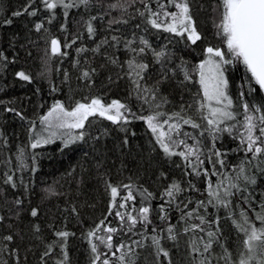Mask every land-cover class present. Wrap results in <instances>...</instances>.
I'll return each instance as SVG.
<instances>
[{"label":"trees","instance_id":"obj_1","mask_svg":"<svg viewBox=\"0 0 264 264\" xmlns=\"http://www.w3.org/2000/svg\"><path fill=\"white\" fill-rule=\"evenodd\" d=\"M194 1L198 7L194 9V13L204 18L207 23L212 22L214 29V20L218 18H214L213 7L217 0ZM28 2L29 0H0V264H57V261L64 259L58 246L63 241H57L54 235L57 231L70 233L65 246L67 264H91L92 253L87 232L105 217L106 224L111 222L109 226L117 227L120 222L114 215L115 211H128L136 215L141 202L150 208L149 218L152 222L146 231L149 239H143L140 235L132 236V239L142 240L145 244L144 248L137 250L136 264H146L145 256L156 264V254L150 241V236L154 234L151 231L153 227H157L162 238L161 243L169 251L172 264H188L184 240L181 239L176 244L164 239L167 233L160 229L166 228L168 223L180 227V208L183 203L188 199L193 200V204L189 205L192 208L197 200L206 202L207 183L210 180L214 184L217 177H197L186 166L184 159L179 156L167 157L156 144L146 124L131 116V113L141 114L134 105L132 88L124 66L91 51L94 44L101 39L104 26L109 27L110 19L122 17L127 22H135L138 15L136 8L143 9V4L137 0L133 6L128 7L126 13H122L119 9L111 10L108 7L116 0H92L88 10L83 6L72 8L68 10L67 17L64 16V10L58 7L55 9V18L49 23L50 13L45 10L40 0H36L29 9L36 10V16H29L27 13L13 15L18 10L23 11ZM120 3H124V0H120ZM160 3L167 4V0H160ZM149 6L156 10L154 0H149ZM167 10L175 11L174 8ZM92 16L97 17L92 21L95 34L89 38L85 21ZM101 16L103 19H100ZM141 20L144 21L142 18ZM36 23L43 25L39 32L35 29ZM117 25L121 24H112L111 27ZM122 25L127 26L125 23ZM77 36L79 38L72 44L71 41ZM52 39L60 42L61 53L67 55L51 54ZM66 43L71 46L64 47ZM82 46L87 47V53L80 61L81 70L89 73L85 80L81 79L80 70L75 67L77 49ZM188 49L191 48L187 47ZM181 52L188 61L186 53ZM19 72L28 75L29 80H21L17 75ZM225 76L229 82L228 93L234 101L233 111L237 116L235 121L226 123L236 124V129L231 134L216 132L215 139L209 134L208 139L200 136L199 130L188 125H182V130L199 138L203 151L201 158L205 160L203 168L209 172L212 171V165L207 162V157L212 155V151L221 152V158L229 165L224 171L229 173L235 170L233 166L244 161L245 175L253 177L256 182L249 184L242 195L248 196L252 203H245L241 194H237L232 198L233 206L239 204L241 208L248 210L249 217L259 225L251 209L259 211L258 205L264 201V163L260 162L264 160V156L249 164L251 154L245 156L244 146L237 134V129L243 131L240 124L244 115L243 108L237 105L248 103L264 108V94L254 83H249L250 74L242 64L230 66V72L225 73ZM193 77L197 78V82L189 84L180 78L173 80L170 75L159 74L154 79V85L160 89L161 95L169 102L173 111L180 112L183 106V114L196 120L195 99L199 94L202 97V92L197 72ZM250 88L252 90L249 92ZM241 92L245 96L241 97ZM92 98H99L102 102L117 100L127 105L130 110L126 113L129 117L128 130H110L105 136L92 135L91 138L75 139L67 147L64 141L70 137H54L49 144L37 149L30 147L31 137L40 129V118L56 102L62 105L68 103L74 107L76 102L86 103ZM186 142L192 144L194 141ZM22 146L26 147L28 153L26 181L23 185L20 184L13 158ZM212 159L215 160V156ZM33 167L36 168L35 172L31 171ZM216 168L220 169V165L217 164ZM5 174L13 175L15 187L4 182ZM173 182L184 189L175 202L164 195ZM108 184L118 188L121 194L117 197L118 202H123L122 196L128 192L123 185L131 184L134 194V200L127 202L126 209L113 208L111 216L108 214L111 202ZM191 185H195L196 190ZM17 200L20 204L16 203ZM178 204L180 208L177 207ZM162 205L168 216L167 221L159 219ZM32 209L37 210V216L31 215ZM199 211L209 219L221 218V243L238 260L243 251L244 236L227 219L224 209L209 206L206 213L203 208ZM236 214L238 217L239 209ZM37 227L39 231H36ZM212 227L214 229L216 226ZM9 235L13 237L12 241L3 239ZM120 239L127 240V237L119 234L114 237V240ZM48 245H54L51 255L42 260ZM3 246L4 250L1 248ZM214 251L219 254L222 249L214 246ZM160 264H168V260L161 257ZM213 264H217L216 260Z\"/></svg>","mask_w":264,"mask_h":264},{"label":"snow or ice","instance_id":"obj_2","mask_svg":"<svg viewBox=\"0 0 264 264\" xmlns=\"http://www.w3.org/2000/svg\"><path fill=\"white\" fill-rule=\"evenodd\" d=\"M36 2V0H29L28 4L23 8V11H16L14 16H20L27 13L29 16H36V10L29 9ZM92 0H40L45 10L50 13L48 22L51 23L55 18V9L62 8L64 16H68V10L72 8H79L83 6L88 10ZM137 0H116L115 3L108 5L109 9H119L122 13H126L128 7L133 6ZM157 7L153 10L149 6V0H139L143 4V9L136 8V13L144 20V22L157 30L172 33L175 36L186 37L188 42L196 44L202 39L200 32L195 26L193 16L191 14V0H167V4L160 3V0H154ZM174 8L175 11H168L167 9ZM213 11L218 16V20H214V26L217 35L220 37L227 52L221 50L220 47L207 46L204 49L205 58L201 63L195 66V71L199 76V85L202 92V100L197 101V111L205 110L200 119L206 121L207 128H202L201 124L197 123L193 118L186 117L183 114V106L181 111L177 113L167 114L164 112H155L154 114L137 115L131 113L133 119L142 120L148 130L151 131L155 138V142L167 157L179 156L186 161V166L192 169V172L200 177L201 175L215 176L217 181L213 184L212 181L207 183V201L197 200L195 206L189 208L193 204V200L188 199L180 208L181 216L179 225L168 223L166 228H161L160 231H166L167 235L164 239L172 241L176 244L181 239L186 245V259L188 264H213L216 260L217 264L223 261V264H264V201L259 205V211L251 209L255 215L257 225L248 215V210L240 207L239 204L233 206L232 198L237 194H241V199L251 204L252 201L248 196H243L242 193L247 190L249 184H255V179L251 176L245 175V163L241 161L239 165H235L234 171L229 173L224 171L229 168V165L221 158V152L212 151V155L207 157V162L212 165V171L209 172L203 168L205 160L202 159L203 151L199 138L193 136L189 132L182 130V125H188L192 129L200 131V136H204L205 132L215 139L216 132L232 133L236 129V124H227L228 121H235L237 119L236 113L233 111L234 101L228 93L229 82L224 76V65L240 63L244 66L246 72L250 74L249 83H254L258 86L260 91H264V0H217L213 7ZM96 16L90 17L85 21L86 29L89 38L94 36L95 28L92 21L96 20ZM100 19H103L101 16ZM10 22V21H9ZM127 23L122 17L112 18L108 21L109 27L112 24ZM43 25L41 23L35 24L36 31H40ZM139 27V25H137ZM77 36L71 43L74 44ZM120 37L112 36V41L119 43ZM104 41L102 43H106ZM51 54L67 55L61 53L60 42L57 39H52ZM133 40H125V48L130 52V58L127 60L128 73L134 85V91L137 93V98L142 100L144 104L151 106L152 101L156 100V92L158 89L146 88L140 84L145 77L143 73L147 70L148 65L136 59L142 55L149 45L143 38L140 39L142 47H134ZM71 44L66 43L64 47H70ZM101 45H97L93 51H99ZM85 49H77V52ZM2 56V53H0ZM157 63H162V58L165 57L164 51L154 52ZM113 63H116L113 60ZM182 70H184L182 68ZM185 71V80L190 79L189 73ZM21 80H29V76L24 72L17 73ZM84 77H88L89 73L85 71ZM252 89H249V92ZM240 96H245L241 92ZM166 102V101H165ZM156 108L160 105L156 104ZM188 107H191L189 105ZM237 107L243 108V122L240 127L243 129L240 132L237 129V134L241 138V143L244 146L243 151L245 156L251 154L249 164L251 161L257 160L258 157L264 156V108L254 107L248 103L238 104ZM12 111V109H8ZM130 112L127 105L112 100L110 104H105L99 98H92L90 102L81 103L76 102L71 110H66L64 105L56 102L51 110L40 118V129L31 137L30 147L37 149L44 144H49L57 135L54 129H83L85 122L91 116H100L103 119L110 121L112 124H118L121 121L127 123L129 121L126 113ZM20 115L19 112L16 113ZM163 117V119H161ZM23 119V117H21ZM221 125H225L221 127ZM44 133H47L45 135ZM84 133L81 132L77 137H70L64 141L65 147L69 143L74 142L75 139H83ZM186 140H193L192 144ZM176 149H181L176 151ZM24 152L21 151L17 159L20 161L18 167L24 169L23 163ZM215 156V160L212 159ZM194 158V159H193ZM264 163V160L260 161ZM33 163H35V156H33ZM220 165V169L216 165ZM31 171L35 172L33 167ZM191 175L192 173H186ZM5 183L15 187L13 175L5 174ZM242 182V183H241ZM110 189L111 202L109 204L108 214L113 215L112 209H126L127 202L134 200V194L131 184H125L123 187L128 190L127 195L122 196L123 202H118L117 197L120 192L116 186L107 185ZM193 190H196L195 185H191ZM184 191L178 183L173 182L165 190L164 195L170 198V201L175 202L177 196ZM149 197L151 194H148ZM20 204V201H16ZM211 206L217 209H224L227 219L231 220L238 232L243 233L244 239L242 241L243 251L239 259L235 260L230 250L221 243L220 233V217L209 219L199 210ZM239 209L237 217L236 210ZM75 211V209H73ZM159 219L167 221L168 216L165 213L163 205L159 209ZM37 210L32 209L31 215L37 216ZM150 208L144 206L141 202L137 210V214L133 215L131 212L115 211L114 215L120 222L117 227L109 226L105 223L107 217L96 224L94 228L87 232V240L90 245L92 253L91 264H136L138 256V249L145 247L142 240H134L132 236L140 235L143 239H149L146 235L147 226L152 222L149 218ZM2 219V217H0ZM138 225L140 227H138ZM213 225L216 227L213 229ZM39 231V228H36ZM153 235L150 236L151 248L156 254V264H160L161 257L168 260V264H172L169 251L162 245L161 236L158 233L157 227L152 228ZM100 233H103L100 234ZM119 234L122 237H127V240H114V237ZM57 241H63L58 246L63 253L64 259L57 261V264H67L68 254L65 251L67 238L70 233L67 231H57L54 233ZM6 241H12V236L3 237ZM55 245V242H54ZM54 245H48V250L45 251L41 257L51 255ZM102 246V247H101ZM214 246H219L222 251L217 254L214 251ZM106 250V251H105Z\"/></svg>","mask_w":264,"mask_h":264},{"label":"rangeland","instance_id":"obj_3","mask_svg":"<svg viewBox=\"0 0 264 264\" xmlns=\"http://www.w3.org/2000/svg\"><path fill=\"white\" fill-rule=\"evenodd\" d=\"M195 1L191 0V14L193 16L195 26L197 27V30L200 32L202 39L200 41H197L196 44H192L191 42H188L186 40V37H180L175 36L172 33L160 31L157 29L152 28L148 24H146L144 21L141 20V17L139 15H136L137 19L135 22H127L125 23L127 26L117 25L113 27H105L103 30V34L101 39L97 43L94 44L95 49L97 45H101L99 48V51H93V53L103 56L106 60H113L116 61V64H121L124 66L126 75L129 71L127 60L130 58V52L125 48V40H133L134 47H142L143 45L140 44V39L143 38L147 41L149 47L146 49V51L136 57V59L142 63H145L148 65L147 70L143 73V76L145 77L144 80L140 81V84L143 87L146 88H155L158 89L156 92V100L152 101L151 106L148 104H144L142 100L137 98V93L134 91V85L131 82V79L127 75V80L129 81L131 88H132V98L135 102V106L137 109H139V113L141 115H147V114H154L155 112H164L167 114L171 113H177L176 111H173L171 108L169 102L161 95V91L159 88L155 87L154 85V79L158 77L160 74H167L170 75L173 80H178L179 78L182 79L184 83L193 84L194 82H197V78H194L196 71L195 66L198 65L203 61V55H204V49L207 46H214V47H220L222 51L227 52L226 47H224L220 37L217 35L216 28H212V22H208L200 17L197 13H194V9L198 8L196 7ZM206 18V17H205ZM214 18L217 19L218 16L214 12ZM218 20V19H217ZM209 23H211L209 25ZM139 25V27H137ZM209 29V30H207ZM212 30V31H210ZM209 31V32H208ZM118 36L120 37L119 43L116 44L112 41V36ZM104 41H107L106 43H102ZM187 47H190L191 49L187 50ZM195 48V49H193ZM80 49H85L84 51L77 52V58L75 62V67L80 70L79 76L82 80H85L86 77H84L83 73L85 72L82 69L81 66V58L85 56L87 53V47L82 46ZM164 51L165 57L162 58V63H157L156 58L154 56V52ZM185 52V57H188V61L184 59V54L182 52ZM195 51V52H194ZM194 59L196 61H194ZM200 60V61H199ZM194 61V62H193ZM199 61V62H198ZM240 63L236 62L233 64L224 65V76L225 73L230 72V66H238ZM186 70L189 73L190 79L185 80V71ZM158 74V75H157ZM198 74V73H197ZM226 78V76H225ZM202 100V97H200V94L195 99V105H196V111H197V101ZM166 101V102H165ZM87 103V102H86ZM105 104H110L111 102H103ZM159 104L160 107L156 108L155 105ZM66 110H71V106L69 104L64 105ZM205 110L197 111V117L196 122L201 124L202 128H207L206 121L200 119L201 115L204 113ZM187 117V116H186ZM189 117V116H188ZM129 123H124L121 121L118 124H112L110 121L103 119L100 116H91L89 117L88 121L85 122V127L83 129H54V131L57 132V135L55 136V139L57 138H69V137H77L79 133L83 132V138H91L94 135L99 137L100 135H107L110 130H116L118 132H125L128 130ZM93 135V136H92ZM208 132L204 133V138L208 139ZM80 140V139H78ZM91 142V141H90ZM24 152L23 157V163L25 165L24 169H20L18 167L20 161L17 159L20 152ZM211 152V151H209ZM15 163H16V169L19 175V181L20 184L23 185L26 181V173H27V160H28V153L26 151V147L22 146L20 149L18 148V151L13 156ZM2 250H4V246L1 247ZM147 258L146 264H155L154 261L148 258V256H145ZM144 263V262H143Z\"/></svg>","mask_w":264,"mask_h":264},{"label":"water","instance_id":"obj_4","mask_svg":"<svg viewBox=\"0 0 264 264\" xmlns=\"http://www.w3.org/2000/svg\"><path fill=\"white\" fill-rule=\"evenodd\" d=\"M262 93L264 94V91H262Z\"/></svg>","mask_w":264,"mask_h":264}]
</instances>
